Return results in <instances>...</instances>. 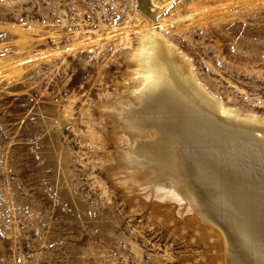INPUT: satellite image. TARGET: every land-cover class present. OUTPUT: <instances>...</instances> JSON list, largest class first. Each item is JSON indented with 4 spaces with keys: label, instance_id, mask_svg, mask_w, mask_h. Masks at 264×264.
Returning a JSON list of instances; mask_svg holds the SVG:
<instances>
[{
    "label": "rangeland",
    "instance_id": "obj_1",
    "mask_svg": "<svg viewBox=\"0 0 264 264\" xmlns=\"http://www.w3.org/2000/svg\"><path fill=\"white\" fill-rule=\"evenodd\" d=\"M234 1L176 0L165 15L200 14L169 37L226 106L264 118V2ZM134 3L0 0V264H223L216 232L115 181L131 140L102 105L128 95L132 49L106 32Z\"/></svg>",
    "mask_w": 264,
    "mask_h": 264
},
{
    "label": "bare ground",
    "instance_id": "obj_2",
    "mask_svg": "<svg viewBox=\"0 0 264 264\" xmlns=\"http://www.w3.org/2000/svg\"><path fill=\"white\" fill-rule=\"evenodd\" d=\"M175 1L135 0L132 21L106 32L132 49L123 84L128 95L102 105L131 140L116 147L115 181L216 232L223 264H264V118L226 106L199 81L169 35L182 32L185 19L195 21L200 8L177 6L165 15ZM70 42L66 54L85 46L78 37ZM91 140L105 143L94 134Z\"/></svg>",
    "mask_w": 264,
    "mask_h": 264
},
{
    "label": "water",
    "instance_id": "obj_3",
    "mask_svg": "<svg viewBox=\"0 0 264 264\" xmlns=\"http://www.w3.org/2000/svg\"><path fill=\"white\" fill-rule=\"evenodd\" d=\"M140 2H142V0H139Z\"/></svg>",
    "mask_w": 264,
    "mask_h": 264
}]
</instances>
